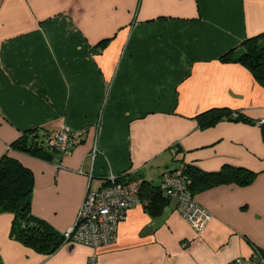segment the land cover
Here are the masks:
<instances>
[{
	"label": "crops",
	"instance_id": "1",
	"mask_svg": "<svg viewBox=\"0 0 264 264\" xmlns=\"http://www.w3.org/2000/svg\"><path fill=\"white\" fill-rule=\"evenodd\" d=\"M261 35L264 0H0V160L33 172L31 213L55 232L73 227L88 190L111 176L160 186L182 163L257 174L246 187L194 193L213 216L203 235L170 198L157 216L143 204L130 209L113 245L64 244L43 255L11 238L14 215L2 213L0 264H87L94 253L99 264H231L263 255V130L230 120L202 128L197 119L218 109L264 121V87L221 61ZM65 127L83 132L70 154L46 144V159L11 149L25 132Z\"/></svg>",
	"mask_w": 264,
	"mask_h": 264
},
{
	"label": "trees",
	"instance_id": "2",
	"mask_svg": "<svg viewBox=\"0 0 264 264\" xmlns=\"http://www.w3.org/2000/svg\"><path fill=\"white\" fill-rule=\"evenodd\" d=\"M107 42H102L100 46H105ZM239 47L242 49L239 55H236L235 50H232L221 57V61L241 64L264 87V35L247 39ZM197 119L202 128L214 126L223 120L245 121L257 124V122L249 120L240 113L235 114L218 109L203 113ZM262 130L264 133V128ZM41 132L46 138L50 136L46 130L25 132L22 137L11 144V149L46 159L45 139L41 137ZM185 166L186 175L189 179V190L194 198L196 191L201 192L219 185L236 184L241 187L249 186L257 176L255 172L231 166H226L216 173H207L195 166L186 164ZM119 180L124 181L123 178ZM141 182V203L152 216L161 214L162 209L169 204L170 196L162 190V185L155 186L142 180ZM34 187L35 176L30 169L7 155L1 158L0 214L12 213L14 215L10 232L11 238L39 254L52 255L64 245V236L55 232L43 220L32 215L31 205Z\"/></svg>",
	"mask_w": 264,
	"mask_h": 264
},
{
	"label": "built area",
	"instance_id": "3",
	"mask_svg": "<svg viewBox=\"0 0 264 264\" xmlns=\"http://www.w3.org/2000/svg\"><path fill=\"white\" fill-rule=\"evenodd\" d=\"M257 126L264 128V121H258ZM46 147L61 154H70L74 147L82 143L83 132H73L69 128L45 137ZM99 149L94 147L91 158L94 161L99 155ZM111 176L106 186L97 191L88 190L73 227L64 232V244L83 245L93 250L110 246L117 242L118 230L127 219L130 209L141 205L140 179L120 181ZM162 190L177 200L178 211L198 235H203L213 219L212 214L204 209L189 190V179L185 164H180L173 171H167L162 177ZM257 259L264 263V257L255 253L251 259H237L231 264H258ZM260 263V264H261ZM87 264H99L96 253L88 258Z\"/></svg>",
	"mask_w": 264,
	"mask_h": 264
}]
</instances>
